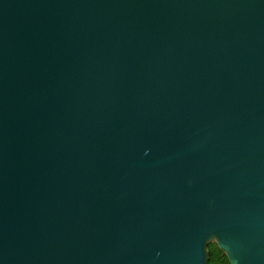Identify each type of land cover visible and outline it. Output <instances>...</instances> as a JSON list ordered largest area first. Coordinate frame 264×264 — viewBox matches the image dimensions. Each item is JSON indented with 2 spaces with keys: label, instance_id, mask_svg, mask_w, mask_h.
Segmentation results:
<instances>
[{
  "label": "water",
  "instance_id": "obj_1",
  "mask_svg": "<svg viewBox=\"0 0 264 264\" xmlns=\"http://www.w3.org/2000/svg\"><path fill=\"white\" fill-rule=\"evenodd\" d=\"M264 264V0H0V264Z\"/></svg>",
  "mask_w": 264,
  "mask_h": 264
},
{
  "label": "trees",
  "instance_id": "obj_2",
  "mask_svg": "<svg viewBox=\"0 0 264 264\" xmlns=\"http://www.w3.org/2000/svg\"><path fill=\"white\" fill-rule=\"evenodd\" d=\"M210 260L209 264H231L226 253L220 249L216 242L209 244Z\"/></svg>",
  "mask_w": 264,
  "mask_h": 264
}]
</instances>
